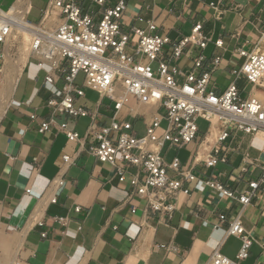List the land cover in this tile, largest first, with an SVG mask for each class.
<instances>
[{
	"label": "crops",
	"instance_id": "1",
	"mask_svg": "<svg viewBox=\"0 0 264 264\" xmlns=\"http://www.w3.org/2000/svg\"><path fill=\"white\" fill-rule=\"evenodd\" d=\"M19 1L0 0V10L9 12ZM22 1L27 11L21 19L40 24L48 0L42 6L41 0ZM115 2L105 0L100 7L77 0V5L97 22L102 11ZM148 23L170 40L188 36L199 24L202 35L210 39L201 51L205 57L202 70L210 71L213 59L220 58L211 73L213 91L221 95L234 82L241 99L255 97L264 106V80L253 86L243 76L232 74L242 63L236 58L238 48L264 52V43L259 40L264 32V0H125L121 30L130 33L132 29H145ZM216 41L222 42L221 48L215 46ZM5 51L6 44H0V54ZM199 52L186 51L176 66L190 70L192 58ZM48 72L47 68L40 70L34 58H28L0 116V264H206L214 251L239 264H262L264 130L245 134L231 124L219 125L215 136L209 138L212 124L197 120L207 127L197 126L193 141L181 148L166 144L160 152L167 164L177 158L180 170L191 172L195 180L183 182L182 190H188V194L177 193L175 210L169 216L151 214L143 199L131 196L130 187L119 183L113 167L88 153L95 144L87 132L88 117L53 116L57 124L64 122L68 130L76 132L80 142L68 141L56 126L39 132L51 118L45 106L51 93L42 86ZM61 86L62 81L57 80L55 87ZM76 86L84 96L74 95V106L97 114L100 126L109 125L112 103L83 87L78 78ZM84 89L97 95L95 102L86 98ZM130 107H135L134 102ZM135 108L140 117L123 112L117 118L130 121L133 132L142 136L156 108ZM223 131L227 137L220 141ZM212 156L218 163L207 169L204 162ZM63 157L70 161L64 163ZM136 172L128 169L126 179ZM206 181L217 182L234 197L250 191V182L259 186L251 203L243 207L236 199L220 197ZM219 215L224 217L223 222ZM235 219L253 238L248 257L242 261L237 260L240 239L227 233Z\"/></svg>",
	"mask_w": 264,
	"mask_h": 264
},
{
	"label": "built area",
	"instance_id": "2",
	"mask_svg": "<svg viewBox=\"0 0 264 264\" xmlns=\"http://www.w3.org/2000/svg\"><path fill=\"white\" fill-rule=\"evenodd\" d=\"M88 1L100 7L105 2ZM124 10L125 0H116L111 8L102 11L96 22L92 16L81 12L77 0H48L40 24L25 21V28L31 36L29 58L36 60L40 70H49L43 77L42 86L51 93L45 104L51 118L41 125L39 132L56 126L68 141L80 142L76 132L68 130L64 122L57 124L53 116L88 117L87 132L95 140L88 153L98 162L113 167L119 183L130 187L131 196L143 199L149 213L169 216L175 210L177 193L188 194V190H182L183 182H192L195 176L189 171H181L177 158L165 163L160 154L164 145L181 148L189 144L196 138L199 119L208 124L212 123L213 117L219 121L226 119V127L231 124L245 134L264 130V106L255 97L241 99L234 82L221 95L213 91L211 73L220 64V58L213 59L210 71L202 70L205 57L201 51L210 39L202 35L199 24L192 27L188 36L178 40L159 35L152 23H148L145 29L125 33L119 24ZM5 13L0 10L2 45L15 31L12 28L14 23ZM57 20L59 23L54 27ZM259 40L264 43V32ZM214 44L219 48L222 46L220 41ZM191 49L200 52L192 58L191 69L182 71L176 62ZM236 56L242 63L233 76H243L253 86H259L264 80V52L248 51L241 46L236 50ZM4 59L5 54H0V64ZM80 75L83 87L112 103L108 110L111 114L109 125L100 126L97 114L74 106V95L84 96L82 89L76 86ZM57 80L62 81L61 88L55 87ZM131 102L135 107L156 108L152 119L145 124L142 136L133 132L130 121L117 118L123 112L132 118L140 117L136 108L130 107ZM163 122L165 127L161 128ZM112 133L116 134L114 138L110 137ZM226 137L227 133L223 131L219 139ZM63 161L68 163L70 158L63 157ZM217 163L218 159L212 156L204 166L208 169ZM130 168L137 172L127 180ZM262 172L260 183L264 190V166ZM57 184L60 186L62 182ZM205 184L215 189L220 197L236 199L243 207L251 203L253 192L259 186L258 182H250V191L234 197L215 181H206ZM218 219L224 221L221 215ZM227 233L240 239L237 260H245L253 238L244 231L238 219L229 224ZM206 264L239 263L214 251Z\"/></svg>",
	"mask_w": 264,
	"mask_h": 264
},
{
	"label": "rangeland",
	"instance_id": "3",
	"mask_svg": "<svg viewBox=\"0 0 264 264\" xmlns=\"http://www.w3.org/2000/svg\"><path fill=\"white\" fill-rule=\"evenodd\" d=\"M46 3V0H41V6ZM34 13L32 14V17ZM28 38V39H27ZM30 38L17 32L14 31L12 33V36L7 40L6 42V49H7V54L9 56V60L4 59V61L0 64V116L7 104V101L11 95V92L13 89L12 87V81H13V74L11 72L10 65H13L15 63H18V59L22 57L25 49L28 48L29 46V40ZM8 61L11 64H8ZM3 68V69H2ZM155 68V66H154ZM5 71V72H4ZM8 71V72H7ZM4 73V74H3ZM5 75V76H4ZM9 80V82H8ZM78 82H82V76L80 75L78 77ZM8 85V86H7ZM7 86V87H6ZM4 90V92H3ZM86 93V98L91 102H95L97 99V95L89 93L86 89H84ZM9 94V95H8ZM9 96V97H7ZM7 100V101H6ZM2 107V108H1ZM197 126L201 129H205L207 127V124L203 121H199L197 123ZM165 127V123H161V128ZM241 264H249L248 261H243Z\"/></svg>",
	"mask_w": 264,
	"mask_h": 264
},
{
	"label": "bare ground",
	"instance_id": "4",
	"mask_svg": "<svg viewBox=\"0 0 264 264\" xmlns=\"http://www.w3.org/2000/svg\"><path fill=\"white\" fill-rule=\"evenodd\" d=\"M23 6H24V3L21 0L17 4H15L14 6H12V9H10L8 13H5V12L4 13H5L6 16H10L12 22L14 23L13 27H12L13 31L15 30V31H17V32H19V33H21V34H23V35H25V36L30 38L31 36L29 34V31H27V29L25 28L26 27V22L23 19H21L22 15L27 11V8H23ZM2 13H3V11H2ZM23 51H24V53H23L22 57L18 59V61H17L18 63L10 65L11 72L13 74V78H12L13 79V81H12L13 85H12L11 89H13V87H14V85H15V83H16V81H17V79H18V77H19V75L21 73V68L25 64V62L27 61V59L29 58V55H30L29 46H28L27 49H25ZM7 52L8 51L6 49V51H5V59L9 60V56H8ZM8 64H11V63L8 61ZM8 82H9V80H8ZM3 92H4V90H3ZM7 97H9V96H7ZM226 123H227L226 119H224L222 121H219L216 117H213L212 118V123H211L212 126H211L210 132H209V138H212V137L215 136V130H216L217 126H219V125H224L225 126ZM1 242H2V237L0 236V245H1Z\"/></svg>",
	"mask_w": 264,
	"mask_h": 264
}]
</instances>
